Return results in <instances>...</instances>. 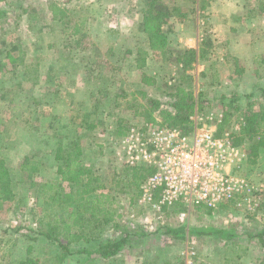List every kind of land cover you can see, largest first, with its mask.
Wrapping results in <instances>:
<instances>
[{
	"label": "rangeland",
	"instance_id": "1",
	"mask_svg": "<svg viewBox=\"0 0 264 264\" xmlns=\"http://www.w3.org/2000/svg\"><path fill=\"white\" fill-rule=\"evenodd\" d=\"M163 1L187 15L169 19L164 25L169 48L154 54L142 23L146 0H0V8L8 9L0 19V157L16 192L0 208V264H18L27 256L39 264H264L262 193L249 195L260 204L254 212L232 204L210 213L195 209L181 219L175 210L148 213L137 189L125 187L128 164L118 154L125 136L117 135L120 128L171 126L174 101L191 93L194 103L184 110L192 125L188 132L207 124L223 136L239 131L250 105L259 109L264 103V0ZM51 4L65 12L67 28L52 18ZM76 23L82 28L73 35ZM208 38L207 57L185 70L178 57L187 48L205 46ZM226 115L229 126L221 132ZM73 142L83 146V161L113 195V209L122 214L116 220L146 232L108 259L78 254L98 242L80 241L70 245L74 254L60 260L59 244L36 233L43 199L32 182L58 179V145ZM26 156L41 161L39 173L22 170ZM244 172L256 189L264 187V148ZM113 224L104 237L117 231ZM179 226L185 239L164 233V227ZM210 228L236 236L188 233Z\"/></svg>",
	"mask_w": 264,
	"mask_h": 264
},
{
	"label": "trees",
	"instance_id": "2",
	"mask_svg": "<svg viewBox=\"0 0 264 264\" xmlns=\"http://www.w3.org/2000/svg\"><path fill=\"white\" fill-rule=\"evenodd\" d=\"M147 8L144 11L142 23L147 35L149 49L156 54L165 53L168 50L169 38L164 25L169 22L171 17H185L187 14L182 12L178 5H168L163 0H146ZM206 4H202L200 9L204 10ZM51 15L54 20H59L64 27H68L69 21L65 20V12L61 7L51 4ZM8 12L7 8H0V19L5 17ZM24 12H27L24 9ZM81 25L76 23L73 26V35L81 32ZM204 42V41H203ZM202 42V44H203ZM205 46L197 48H187L178 57V62L184 64L185 70L191 69L194 63L200 59H205L209 54L211 40L208 38ZM201 45V44H200ZM15 59V58H14ZM139 59V58H138ZM17 60V59H16ZM26 70L29 69L25 65ZM38 65L34 68V73H38ZM188 79L193 76L190 73L185 75ZM35 82H38L36 74ZM264 97V87L261 88ZM194 96L188 93L178 101H174L173 107L176 112L170 114V125L178 126L185 133L192 129L190 117L186 114V109H190L194 103ZM239 131L231 133L234 145L241 146L250 142L248 146V163L254 165L258 162L261 150L264 148V103L259 109H254L250 105L242 115ZM229 115H226L221 124L220 131L225 126H229ZM91 124L90 127H95ZM127 128H120L117 135H125ZM83 146L79 142L69 143L67 145L59 144L55 158L60 160L58 173L60 177L56 180L43 179L41 182H32L36 185L37 193L43 199V218L38 221L36 226L37 235H42L49 240L56 241L62 249L60 260L74 254L70 245L74 242H91L98 241L93 248H81L76 252L78 254H87L88 256L108 259L121 253L125 248L131 245L135 239H142L146 234L145 230L138 227L137 230H130L124 223L121 224L116 218L122 216L113 209L116 201L110 192L105 191L104 179L96 173L92 166L87 165L83 159ZM22 170L28 173H39L41 161L30 160L33 158H24ZM155 167L148 165H128L126 174L129 179L125 187L134 186L137 189V196H141V185L153 175ZM93 195V197H91ZM157 196V194H156ZM16 192L13 189L11 171L4 158L0 157V208L9 201L14 200ZM135 197H131V202ZM233 203L223 204L222 207H229ZM176 211L183 209V206H177ZM199 213H210L213 208L204 205L195 207ZM167 210V209H166ZM165 210V211H166ZM114 223L112 227H117L113 235L104 237V232L108 225ZM15 230H19L16 228ZM164 233H170L177 239H185L186 232L184 227H164ZM189 234L214 235L218 239H232L236 233L225 228H210L209 230L190 229ZM36 235V236H37ZM264 237V232L262 233ZM18 264H39L38 259L27 256L21 259ZM168 264H177L170 262Z\"/></svg>",
	"mask_w": 264,
	"mask_h": 264
},
{
	"label": "built area",
	"instance_id": "3",
	"mask_svg": "<svg viewBox=\"0 0 264 264\" xmlns=\"http://www.w3.org/2000/svg\"><path fill=\"white\" fill-rule=\"evenodd\" d=\"M118 154L130 166L155 167L141 185L139 202L148 213L183 206L175 211L185 219L197 205L217 209L228 203L254 212L260 204L249 195L256 190L264 197V187L256 189L244 172L247 149L234 145L231 134L219 136L207 124L190 133L168 125L130 127Z\"/></svg>",
	"mask_w": 264,
	"mask_h": 264
},
{
	"label": "crops",
	"instance_id": "4",
	"mask_svg": "<svg viewBox=\"0 0 264 264\" xmlns=\"http://www.w3.org/2000/svg\"><path fill=\"white\" fill-rule=\"evenodd\" d=\"M231 1H232V0H231ZM230 4H231V6H234V7L237 5V3H233V2H231ZM236 7H237V6H236ZM234 12H239V11H234ZM255 17H258V16H255Z\"/></svg>",
	"mask_w": 264,
	"mask_h": 264
}]
</instances>
